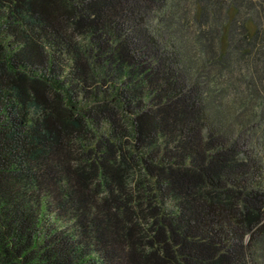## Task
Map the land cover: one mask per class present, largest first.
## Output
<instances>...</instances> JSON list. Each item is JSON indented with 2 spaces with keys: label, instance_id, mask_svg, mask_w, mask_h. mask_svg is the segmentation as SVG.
<instances>
[{
  "label": "trees",
  "instance_id": "1",
  "mask_svg": "<svg viewBox=\"0 0 264 264\" xmlns=\"http://www.w3.org/2000/svg\"><path fill=\"white\" fill-rule=\"evenodd\" d=\"M0 264H264V0H0Z\"/></svg>",
  "mask_w": 264,
  "mask_h": 264
}]
</instances>
